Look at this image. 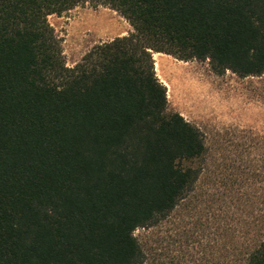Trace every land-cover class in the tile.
<instances>
[{
	"label": "trees",
	"instance_id": "trees-1",
	"mask_svg": "<svg viewBox=\"0 0 264 264\" xmlns=\"http://www.w3.org/2000/svg\"><path fill=\"white\" fill-rule=\"evenodd\" d=\"M86 2L133 30L69 66L49 16ZM155 52L260 76L264 0H0V264H145L135 231L196 191L207 154ZM242 195L230 262L264 264V187Z\"/></svg>",
	"mask_w": 264,
	"mask_h": 264
},
{
	"label": "rangeland",
	"instance_id": "rangeland-1",
	"mask_svg": "<svg viewBox=\"0 0 264 264\" xmlns=\"http://www.w3.org/2000/svg\"><path fill=\"white\" fill-rule=\"evenodd\" d=\"M49 21L69 66L93 46L133 30L115 9L90 2L52 14ZM153 56L167 88L168 111L181 113L202 131L207 154L196 191L156 226L135 231L145 264H231L224 228L241 214L242 192L264 187V74H216L208 60ZM255 170L260 177H253Z\"/></svg>",
	"mask_w": 264,
	"mask_h": 264
},
{
	"label": "bare ground",
	"instance_id": "bare-ground-1",
	"mask_svg": "<svg viewBox=\"0 0 264 264\" xmlns=\"http://www.w3.org/2000/svg\"><path fill=\"white\" fill-rule=\"evenodd\" d=\"M162 56V55H161ZM160 56H158V58H159Z\"/></svg>",
	"mask_w": 264,
	"mask_h": 264
}]
</instances>
